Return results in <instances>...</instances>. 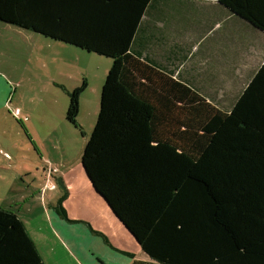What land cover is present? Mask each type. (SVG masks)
I'll use <instances>...</instances> for the list:
<instances>
[{
    "label": "trees",
    "instance_id": "trees-1",
    "mask_svg": "<svg viewBox=\"0 0 264 264\" xmlns=\"http://www.w3.org/2000/svg\"><path fill=\"white\" fill-rule=\"evenodd\" d=\"M152 1L0 0V22L113 60L82 166L150 258L133 264H264V63L224 110L138 54ZM216 1L264 32V0ZM0 264H46L2 208Z\"/></svg>",
    "mask_w": 264,
    "mask_h": 264
},
{
    "label": "rangeland",
    "instance_id": "rangeland-1",
    "mask_svg": "<svg viewBox=\"0 0 264 264\" xmlns=\"http://www.w3.org/2000/svg\"><path fill=\"white\" fill-rule=\"evenodd\" d=\"M206 8L216 11L211 5L205 4L202 9ZM216 14L202 22L198 34L205 29L213 32L221 22L234 28L229 16ZM236 24L230 40L238 70L231 71L229 82L211 88L216 99L223 101L216 105H223L226 111L232 109L264 63V32L240 17ZM195 48L191 47L192 53ZM112 65L110 58L0 22V208L21 216L47 264H75L52 234L54 216L77 231L97 264H103L98 261L107 248L130 259L104 236L95 242L87 240L84 232H91L88 222H69L55 210L63 198L65 208L73 210L70 219L85 218L89 211L85 201L102 213L101 206L89 195V191L94 195V188L82 157L97 124L103 86ZM218 68L213 64L206 71L200 70L207 75L216 74ZM67 181L73 185L71 190ZM95 198L108 206L102 197ZM117 219L113 218L124 230ZM112 230L118 244L122 243L116 228ZM130 236V244L138 245V260H147L139 243Z\"/></svg>",
    "mask_w": 264,
    "mask_h": 264
},
{
    "label": "crops",
    "instance_id": "crops-1",
    "mask_svg": "<svg viewBox=\"0 0 264 264\" xmlns=\"http://www.w3.org/2000/svg\"><path fill=\"white\" fill-rule=\"evenodd\" d=\"M205 4L214 6L216 11L210 10L212 7L203 10L202 8H205ZM214 12L219 15L223 14L226 18L229 16L230 22L235 25L234 28L229 27L228 24L223 26L224 22H221L220 26H217L213 32L209 30L206 32L207 29H205L198 34L201 26L204 25L202 22L206 21L210 15L216 14ZM219 20H221L220 16ZM236 22H238V16L216 0H153L138 31V54L146 57L158 67L173 74L183 82L198 88L215 105L217 101L223 103L222 100L216 99L211 88L229 82L231 80V71L233 70L236 73L238 70L239 62L233 55L232 47L234 46L230 40L233 30L237 26ZM226 26L229 28L227 29ZM192 46L196 47L193 53ZM205 49L209 51L206 53ZM213 64H218L220 70L218 68L216 74L202 75L203 71L200 69L203 68L206 71ZM228 68H230L229 74H225ZM0 105L2 104L0 103ZM5 106L3 105V107ZM217 106L223 108L221 104ZM3 107L1 106V109ZM67 182L71 190L73 185L69 181ZM93 192L95 196L91 191H89V195L94 202L101 206L102 213H100V210L91 208L89 202L85 201L89 208L85 218L79 217V219H76L73 217L72 220L75 222H88L91 232L88 230L85 231L86 233L84 232L87 240L95 242L98 237L104 236L106 240L110 241L109 244L114 249L124 255L132 254L134 256V258L130 257L129 260H125L107 248L102 257H99L98 262L112 264L110 260L114 262L121 260L125 261V264H133L138 261V245L136 244L135 247L132 245L133 243L130 244V232L119 222L124 228V230H121L113 220V218H117L112 210L106 204H103L102 200L100 201L104 206L99 203L95 197L98 198L100 196L94 190ZM80 197H82V194H80ZM66 208L69 215L73 214V210L68 206ZM116 221L119 220L117 219ZM51 222L54 238L64 247L63 249L68 252L69 257L75 264H97L86 251L84 240L78 237L77 231H73L72 226L59 220L56 216L52 217ZM82 228L85 229V227ZM113 228H116L115 231L121 237L122 243L118 244L113 234ZM27 230L34 239L28 228ZM34 241L41 252L38 242L35 239ZM143 261L150 262V258L148 257L147 260ZM45 263L47 264L46 260Z\"/></svg>",
    "mask_w": 264,
    "mask_h": 264
},
{
    "label": "built area",
    "instance_id": "built-area-1",
    "mask_svg": "<svg viewBox=\"0 0 264 264\" xmlns=\"http://www.w3.org/2000/svg\"><path fill=\"white\" fill-rule=\"evenodd\" d=\"M17 114H18V111H17Z\"/></svg>",
    "mask_w": 264,
    "mask_h": 264
}]
</instances>
